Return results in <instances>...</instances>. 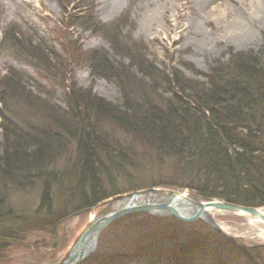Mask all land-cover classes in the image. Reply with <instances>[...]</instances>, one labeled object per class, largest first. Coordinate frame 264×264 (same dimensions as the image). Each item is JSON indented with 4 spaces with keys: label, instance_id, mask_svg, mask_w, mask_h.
I'll return each mask as SVG.
<instances>
[{
    "label": "rangeland",
    "instance_id": "1",
    "mask_svg": "<svg viewBox=\"0 0 264 264\" xmlns=\"http://www.w3.org/2000/svg\"><path fill=\"white\" fill-rule=\"evenodd\" d=\"M249 1L110 0L111 8L105 10L106 0H0V77H8L23 92H30L31 96L50 101V104L63 110H67L63 98L70 84L121 108L123 99L116 82L95 76L90 71L87 60L72 62L68 54H63L69 43L72 54L77 51L96 54L97 57L104 56L116 66L118 73L126 71L127 75L141 78L134 66L130 65L127 55L102 35L106 31L103 26L113 25L118 28L117 23L121 22L124 24L119 27L122 29L116 38L118 44L122 43L121 46L128 50L129 55L141 56L146 63L150 62L164 74L177 71L185 78L204 83L205 76L213 67L227 64L238 55L258 59L264 66V19L256 22L252 28L251 24L247 26L253 35L246 41H226L216 31L217 18L222 17V12H230L228 21L246 22L248 15L243 13L248 10V4H251ZM228 5L233 6L227 9ZM87 8H91V11L87 12ZM80 16L84 20L94 19L91 23L95 29L80 27L76 21ZM12 30L18 33L12 43L17 44V49L21 48L20 54L17 49H11L12 43L8 39L3 38L5 33ZM29 46L40 47L46 56L53 58L46 60L49 72L41 70L28 56ZM60 62H64L63 68L60 67ZM58 69L61 71L57 72ZM11 71L18 72L22 79L16 75L11 77ZM63 74L68 77V81H61L60 77L65 78ZM0 94V149L3 143V121L8 122L27 139L35 138L31 129L45 126L46 117L1 86ZM167 96L169 95L162 94V98ZM97 126L114 143L112 156H128L132 162L125 167V173L118 171L114 174L97 175L96 183L100 191L106 195L113 191L116 194L88 209L72 213L71 209L81 206L74 195L64 218L59 219L57 216L50 221L42 212L37 213L38 216L34 214L39 197V181H33V187L23 189L3 181V191L0 194H3L4 206H9L13 215L24 220L25 228L14 226V236H17L13 240L10 238L0 252V264L65 263L83 232L97 219L123 206L124 202L127 204L133 194L149 191L142 194L144 197L140 200V205L163 202L164 196L157 194L152 198L148 197L152 190L158 189L181 190L188 198H201L193 190L178 187L183 186L184 182L177 174L181 166L190 159L184 156L179 161L178 158L171 157L172 154L159 153L147 143L146 138L138 139L125 134L106 121H99ZM62 141L66 145L63 153L56 152L44 162L57 170H61L72 157L70 141L65 137ZM85 189L90 195L92 189ZM213 191L217 194L221 192L215 187ZM107 201L108 204H104ZM54 204L60 206L61 202L56 199ZM145 216L131 214L108 225L97 234L93 251L77 263L264 264V241L253 235L240 234L243 223L240 216L217 212L209 221L200 218L194 223L181 222L182 224L173 226L169 224L171 219L168 216ZM193 237L199 240L201 246L190 252L192 254L189 261L184 262V256L170 254L155 257L157 260L136 255L139 247L147 249L152 246L155 250L150 253H165L169 249L168 242ZM156 238H161L157 244L154 243L155 240L158 241ZM215 248L219 255L214 254ZM251 248L258 249L255 252L256 258L254 254L248 256L241 252Z\"/></svg>",
    "mask_w": 264,
    "mask_h": 264
},
{
    "label": "trees",
    "instance_id": "2",
    "mask_svg": "<svg viewBox=\"0 0 264 264\" xmlns=\"http://www.w3.org/2000/svg\"><path fill=\"white\" fill-rule=\"evenodd\" d=\"M88 10L91 11V8ZM82 17L76 20L80 27L95 29L91 23L94 19L84 20ZM122 23H117L118 28L103 26L106 31L102 35L127 55L130 65L140 75L139 79L127 75L126 71L118 73L116 66L104 56L77 51L72 54L69 43L63 50V54H68L72 62L87 60L95 76L116 82L123 99L121 108L70 84L63 98L67 110H63L50 104V101L23 92L8 77H0L1 88L13 92L24 104L38 110L47 122L41 128L31 129L35 138L30 140L3 121L0 191H3V181L8 185L14 184L18 189L33 187L32 182L39 181V197L34 214L38 216L37 213L42 212L50 221L57 216L64 218L74 195L81 206L71 209L72 213L108 200L116 193H102L96 183L97 175L118 171L125 173V167L132 162L128 156H112L114 143L97 126L99 121H106L125 134L138 139L146 138L147 143L159 153L172 154L171 157L179 161L184 156L190 159L177 174L184 182L183 186L176 185L179 188L193 190L202 198H217L245 207H264L263 64L258 59L238 55L227 64L213 67L205 76L204 83L185 78L177 71L164 74L150 62L146 63L141 56L129 55L122 43L118 44L116 38ZM15 35L18 33L12 30L5 33L3 38L12 43L16 40ZM16 46L12 43L10 47L15 50ZM17 50L20 54L21 48ZM29 50L27 54L36 65L49 72L46 60L53 58L46 56L40 47L29 46ZM63 64L60 62L61 68ZM9 73L11 77L16 75L22 79L18 72ZM60 79L62 82L69 80L66 75ZM162 94L169 96L162 98ZM63 137L70 141L72 157L61 170H57L44 162L56 152L63 153L66 147ZM86 187L92 189L90 195ZM214 187L221 192L215 193ZM2 197L3 194H0V252L10 238L13 240L17 236H14V226L25 228L24 220L13 215L9 206H4ZM56 199L61 202L60 206L54 204ZM169 219L172 226L182 224L172 217ZM214 233L218 234L216 231ZM157 240L154 243L157 244L161 238ZM198 241L194 237L176 239L168 242L169 249L165 253H150L155 250L154 246L147 249L139 247L136 255L150 259L160 258L163 254L178 255L184 256L185 262L190 260V252L201 246ZM202 242L206 244L204 240ZM214 250V254L219 255L217 249ZM257 250L251 248L241 252L248 256L254 254L256 258Z\"/></svg>",
    "mask_w": 264,
    "mask_h": 264
},
{
    "label": "bare ground",
    "instance_id": "3",
    "mask_svg": "<svg viewBox=\"0 0 264 264\" xmlns=\"http://www.w3.org/2000/svg\"><path fill=\"white\" fill-rule=\"evenodd\" d=\"M248 3V10H246L243 15H248L246 17V22H232L228 21L227 17L230 16V12L221 14L222 17L219 19L217 18L216 22V31L218 33V36L221 39L228 40H235L236 42L246 41L248 40L253 34H251L250 29L247 28L249 24H251V28L254 27L256 22H260L264 19V0H250ZM107 6L105 7V10H108L111 8L110 0H106ZM228 4V3H227ZM228 5L226 8L229 9ZM225 8V9H226ZM222 10V9H221ZM220 10V11H221ZM226 22V23H225ZM178 195L170 196L167 194L164 196V201L168 200L171 197V206L177 210V212L183 216H189L196 212V208L192 207L188 203V196L187 194L181 190H178ZM157 195L155 192H151V194H148L149 198H152L153 196ZM159 195V194H158ZM144 196L142 194H133L132 199L126 204L124 202L123 206L115 208L112 212L119 210L123 207H129V206H135L140 205V200ZM217 211H213L212 209H207L201 214V218H204L205 220H211L212 216L215 215ZM259 216H251L247 214H241L237 215L240 216L243 220V223L241 225V235H253L261 240L264 241V207L258 209ZM96 236L97 234H90L88 235L84 240V246H83V259L87 257L90 252L93 251L96 243ZM72 252V251H71ZM69 253V255L71 254ZM68 258V257H67ZM82 259V260H83ZM67 260V259H66ZM65 260V261H66ZM81 261V260H80ZM76 262H78L76 260ZM62 264V263H61ZM64 264V263H63ZM78 264V263H75Z\"/></svg>",
    "mask_w": 264,
    "mask_h": 264
},
{
    "label": "water",
    "instance_id": "4",
    "mask_svg": "<svg viewBox=\"0 0 264 264\" xmlns=\"http://www.w3.org/2000/svg\"><path fill=\"white\" fill-rule=\"evenodd\" d=\"M151 191V190H150ZM149 191H145L142 194H146ZM151 192H155L161 196H166L169 194L170 196L178 195L180 191L178 190H152ZM183 192V191H182ZM188 203L196 208V212L189 216H183L177 212L175 208L171 206V197L163 202L160 203H147L143 205H135L129 207H123L119 210L111 212L96 221H94L81 235L79 241L73 248L71 254L68 256L66 262L64 264H75L77 261L82 260L83 258V246L85 238L90 234H98L101 230L106 228L112 222L126 217L131 214H145V215H165L170 216L179 222L182 223H194L198 219L201 218V214L207 210L212 209L213 211L229 213L232 215H241L247 214L251 216H259L258 209L254 207H245L236 204H232L226 202L224 200H217L212 198H200V199H192L187 198ZM109 201L105 202L104 204H108ZM264 220V218H263Z\"/></svg>",
    "mask_w": 264,
    "mask_h": 264
}]
</instances>
